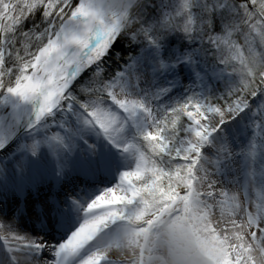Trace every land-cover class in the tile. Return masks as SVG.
Masks as SVG:
<instances>
[{
	"label": "snow or ice",
	"instance_id": "1",
	"mask_svg": "<svg viewBox=\"0 0 264 264\" xmlns=\"http://www.w3.org/2000/svg\"><path fill=\"white\" fill-rule=\"evenodd\" d=\"M264 264V0H0V264Z\"/></svg>",
	"mask_w": 264,
	"mask_h": 264
},
{
	"label": "clouds",
	"instance_id": "2",
	"mask_svg": "<svg viewBox=\"0 0 264 264\" xmlns=\"http://www.w3.org/2000/svg\"><path fill=\"white\" fill-rule=\"evenodd\" d=\"M160 256L163 257V259L159 262V264H170V262L167 259L166 250L162 249L161 252H160Z\"/></svg>",
	"mask_w": 264,
	"mask_h": 264
}]
</instances>
